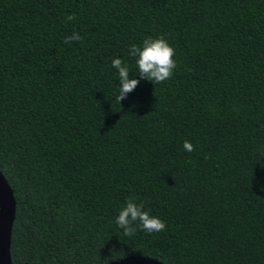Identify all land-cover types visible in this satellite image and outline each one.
I'll use <instances>...</instances> for the list:
<instances>
[{"label": "trees", "instance_id": "obj_1", "mask_svg": "<svg viewBox=\"0 0 264 264\" xmlns=\"http://www.w3.org/2000/svg\"><path fill=\"white\" fill-rule=\"evenodd\" d=\"M161 35L154 84L129 49ZM0 172L11 264H264V0H0ZM129 197L165 230L124 236Z\"/></svg>", "mask_w": 264, "mask_h": 264}, {"label": "clouds", "instance_id": "obj_2", "mask_svg": "<svg viewBox=\"0 0 264 264\" xmlns=\"http://www.w3.org/2000/svg\"><path fill=\"white\" fill-rule=\"evenodd\" d=\"M76 17L74 14L67 15L66 21H73ZM82 40L78 32H73L70 36L64 38V43ZM129 55L135 58L136 67L139 76L147 79L154 84L163 83L173 76L177 62L174 59L175 49L170 46L167 39L161 35L157 38L148 37L142 41L141 45L132 44L129 49ZM112 67L117 70L119 86L116 99L119 104L127 98L139 84L138 79H130V69L120 58L112 60ZM183 149L186 152L194 151V146L189 140L183 142ZM117 226L122 229L124 236H132L136 232L134 225L138 224L140 229L151 234L165 230V223L158 217L150 215L145 210L143 203H137L135 199L129 197L126 204L119 210L116 217Z\"/></svg>", "mask_w": 264, "mask_h": 264}, {"label": "water", "instance_id": "obj_3", "mask_svg": "<svg viewBox=\"0 0 264 264\" xmlns=\"http://www.w3.org/2000/svg\"><path fill=\"white\" fill-rule=\"evenodd\" d=\"M15 199L6 179L0 172V264H11L9 243L14 219ZM105 264H163L150 256L131 254Z\"/></svg>", "mask_w": 264, "mask_h": 264}]
</instances>
